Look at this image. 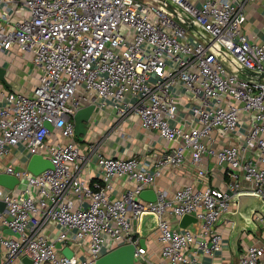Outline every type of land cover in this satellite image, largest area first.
Masks as SVG:
<instances>
[{
  "label": "built area",
  "instance_id": "built-area-1",
  "mask_svg": "<svg viewBox=\"0 0 264 264\" xmlns=\"http://www.w3.org/2000/svg\"><path fill=\"white\" fill-rule=\"evenodd\" d=\"M246 1L0 0V58L15 53L12 62L18 56L38 69L31 92L0 79V173L19 178L13 188L0 184L1 264H27L25 256L31 264H96L125 243L137 244L136 264H197L200 253L224 248L220 222L235 196L264 199V39L244 31ZM88 102L136 115L172 144L153 165L98 151L100 174L90 178L74 119ZM35 153L54 166L32 172ZM188 157L203 176L214 157L225 188L189 182L173 193L156 189V200L140 196ZM120 178L127 186L117 196ZM144 212L159 218L158 258L135 234ZM186 213L198 220L182 227ZM235 264H264V245L248 243Z\"/></svg>",
  "mask_w": 264,
  "mask_h": 264
},
{
  "label": "crops",
  "instance_id": "crops-1",
  "mask_svg": "<svg viewBox=\"0 0 264 264\" xmlns=\"http://www.w3.org/2000/svg\"><path fill=\"white\" fill-rule=\"evenodd\" d=\"M245 8L247 21L244 25V31L251 39L263 40L264 0H247ZM14 55L15 53L5 54L0 58V66L6 68L7 83L5 81L4 83L8 87H16L31 92L37 79L33 76L34 79L32 80L28 74L17 75L21 70L20 67L16 66L20 57L16 56V60L12 62ZM33 70L30 68V71L34 72ZM90 104L94 103L88 102L81 107ZM74 119L77 125L76 117ZM76 139L81 144L83 153L90 158V164L86 169V174L90 178L100 174L96 162L98 151L117 156L139 155L143 159L151 161L153 165L162 151L172 144L162 138L157 131L142 127L136 115L120 118L111 103L104 107L95 104V109L89 119L86 120V128L80 133L76 132ZM92 145H95L96 148H93ZM203 166L209 169L208 176L200 175L197 172V167L188 157L180 167L165 169L158 176L153 188L166 189L169 193H173L179 186L189 182L198 187L212 184L225 188L227 176L224 167L214 157H208ZM126 186L124 178L117 179L113 189L114 195L121 196ZM236 201L237 204L232 206L231 212L222 217L220 222V226L224 230V248L214 255L200 253L197 264H235L239 262L248 243L255 242L264 245V220L258 218L264 216V211L256 207L250 208L254 204L251 200H244V211L241 214H236L239 208V200L236 198ZM246 206L251 209L249 214ZM172 221L175 224L179 223V220L174 217H172ZM134 227L139 242L141 239L145 240V244L142 246L147 247L148 255L158 258L161 241L158 237L156 218L151 215L135 217Z\"/></svg>",
  "mask_w": 264,
  "mask_h": 264
},
{
  "label": "water",
  "instance_id": "water-1",
  "mask_svg": "<svg viewBox=\"0 0 264 264\" xmlns=\"http://www.w3.org/2000/svg\"><path fill=\"white\" fill-rule=\"evenodd\" d=\"M5 74H6V68L0 66V79L7 83ZM94 109H95V104H90L88 106L81 107L80 109L77 110V113L75 115L77 120V125H76L77 133H80L86 128V120L89 119ZM46 124L51 129L53 128L51 122L47 121ZM52 166H54L52 160L41 153L33 154L28 162V168L36 174ZM18 182H19V178L14 174L6 173V172L0 173V184L13 188ZM140 196L146 200H156L157 190L153 187L146 188L141 192ZM235 197L237 198V200H239V208L236 214L237 213L241 214L244 211V207H245L243 206L244 200H251V202L254 205L251 206L250 208L256 207L264 211V199L257 193L241 192L237 194ZM5 205H6L5 202L3 200H0V210L4 209ZM250 208L248 209L247 207L248 214L251 212ZM230 212L231 211L226 212L223 215V217ZM146 215H151L156 218V227H157L159 220L158 215L154 212H144L142 214V217ZM197 220L198 218L194 214L186 213L180 220V225L182 227H187L190 223L196 222ZM9 231L15 233L12 229H9ZM140 244L144 245L145 240L141 239ZM57 245L58 247H61L62 243L58 242ZM136 250H137V244L135 243H125L119 245L114 249L106 252L100 258H98L96 264H136ZM64 252L68 255H73V250L70 246H66L64 248ZM24 260L27 262V264L32 263L31 258H29L28 256H25ZM1 263H2V256H1V247H0V264Z\"/></svg>",
  "mask_w": 264,
  "mask_h": 264
},
{
  "label": "rangeland",
  "instance_id": "rangeland-1",
  "mask_svg": "<svg viewBox=\"0 0 264 264\" xmlns=\"http://www.w3.org/2000/svg\"><path fill=\"white\" fill-rule=\"evenodd\" d=\"M226 55H227V57L229 58V60L232 61L233 64H234L237 68H239V69H244V67H243V66L237 61V59L235 58V56H234L233 53H231L230 51H227V52H226ZM16 66L21 68L20 72H19L17 75H21V73H23V74H28V75L31 77L32 80L34 79V77H33L32 73H31V71H30V68H31V69H34L35 72L38 71V69L35 68V67H29V70H28V63H27V60H25V59H23V58H22V59H21V58L18 59V61H17V65H16ZM29 71H30V72H29Z\"/></svg>",
  "mask_w": 264,
  "mask_h": 264
}]
</instances>
